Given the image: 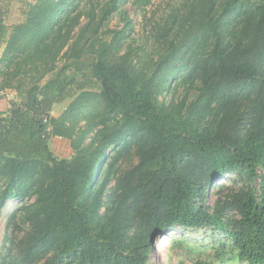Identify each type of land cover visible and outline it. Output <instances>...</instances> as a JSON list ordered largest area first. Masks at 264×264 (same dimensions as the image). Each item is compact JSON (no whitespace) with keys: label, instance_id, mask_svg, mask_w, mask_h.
I'll list each match as a JSON object with an SVG mask.
<instances>
[{"label":"trees","instance_id":"trees-1","mask_svg":"<svg viewBox=\"0 0 264 264\" xmlns=\"http://www.w3.org/2000/svg\"><path fill=\"white\" fill-rule=\"evenodd\" d=\"M82 1L36 0L11 28L0 0V91L16 98L0 112V214L22 203L0 264H149L158 234L177 227L227 236L217 260L264 264V0H186L156 28L163 53L143 64L146 43L120 55L131 0ZM116 13L124 27L107 39ZM54 137L70 141V158ZM232 175L243 189L228 190ZM210 187L223 195L212 209Z\"/></svg>","mask_w":264,"mask_h":264},{"label":"rangeland","instance_id":"rangeland-1","mask_svg":"<svg viewBox=\"0 0 264 264\" xmlns=\"http://www.w3.org/2000/svg\"><path fill=\"white\" fill-rule=\"evenodd\" d=\"M7 10L6 21L7 24L12 28L13 26L24 22L26 20L25 13L28 10V5L35 3L36 0H1ZM186 0H152L151 5H149L145 11L137 10L133 5V0L130 3L122 7L123 10L127 11L130 18L133 20L134 27L130 33L131 38L124 44V49L121 51L120 55L127 53L129 50L127 47L132 48L140 47L146 43L148 48L145 50H140L139 55L141 58H134L135 60L140 59L141 63L148 60H157L159 55L164 51V45L162 43H157L153 37L156 28L162 26L165 21L170 19L172 16H181L184 13V5ZM98 5V3H94ZM87 5V0H83L80 6ZM176 14V15H173ZM123 15L116 13L107 22L104 28L105 38L110 39L111 34L107 33L108 30H119L124 27V22L122 20ZM176 19L178 17L176 16ZM84 22L86 20H83ZM172 25V22L169 21ZM134 38V39H132ZM5 46H0V57L3 55ZM143 64V63H142ZM46 68L43 64H40V70L44 72ZM38 77V75H36ZM49 77L47 76L41 84L43 85ZM1 79V78H0ZM30 79L26 80L28 87L30 85ZM1 84V80H0ZM1 86V85H0ZM196 90H192L190 93V100L194 98ZM184 97V91L179 93L174 97L173 101H182ZM168 102L171 101V95H168ZM14 91L7 89L0 91V112L5 113L11 109V103L15 101ZM189 100V101H190ZM71 100L64 103L58 104L54 107L52 112V117H60L67 107L70 105ZM50 146L52 151L59 158H70L73 155V149L69 140L54 137ZM138 158L136 156H131L123 164L122 169L130 168L132 165L136 164ZM262 174V171L259 172ZM225 182L228 185V190L239 191L243 189L244 181L239 180L235 175L228 176L225 178ZM221 183L218 182L217 184ZM261 179H257L252 186L259 189ZM247 184L246 186H248ZM227 190V191H228ZM223 195L218 193L217 189L210 187L206 191V205L212 209L219 199H222ZM33 199L28 200L29 203L33 202ZM22 205L19 201H10L7 203L5 208L0 214V261L9 253L11 247V239L19 237V233H13L15 226L9 224L7 221L8 217L14 213ZM15 224L18 225L19 221L16 220ZM21 233V236L25 233L26 229ZM13 233V234H12ZM186 241L191 243L188 247ZM217 250H221L224 253H229L231 249V244L227 236L223 233L212 230V228H174L166 230L158 234V237L154 244V249L150 254L149 264H195L197 261H214V264H246L238 261L235 258V253L231 252L225 260H217L215 258Z\"/></svg>","mask_w":264,"mask_h":264},{"label":"built area","instance_id":"built-area-1","mask_svg":"<svg viewBox=\"0 0 264 264\" xmlns=\"http://www.w3.org/2000/svg\"><path fill=\"white\" fill-rule=\"evenodd\" d=\"M45 122L47 123L48 122V119H46Z\"/></svg>","mask_w":264,"mask_h":264}]
</instances>
